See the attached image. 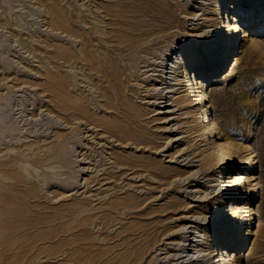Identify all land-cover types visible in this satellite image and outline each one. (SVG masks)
<instances>
[{"label": "rangeland", "instance_id": "rangeland-1", "mask_svg": "<svg viewBox=\"0 0 264 264\" xmlns=\"http://www.w3.org/2000/svg\"><path fill=\"white\" fill-rule=\"evenodd\" d=\"M225 2L228 4L226 12L236 17L233 23L239 20L242 39L226 64L228 66L221 67L212 78L200 79L199 85L208 94L207 103L222 135L244 149V155L253 153L256 157L254 172L258 182L255 184L261 195L251 200L250 193H247L240 202L242 206L250 205L254 213L251 218L254 219L247 218L238 243L246 241L239 254L243 256L242 264H264V236L257 235L261 228L264 230V6L259 5L260 0L242 5L238 2L234 5L236 9L231 11L229 4L234 0ZM149 4H160V10L168 11L170 26L160 32V42L147 51L139 52L135 61L127 57L128 52L123 55V98H118L108 82L89 71L88 66L83 67L76 57L71 63H66L57 55L63 50L81 54L83 41L80 34L85 31L93 33L94 24L99 20L104 22L100 24L104 32H110V36L118 34L116 30L121 25H113V28L110 24L116 19V14L133 18V21L144 19V13L138 10ZM87 7L91 10L87 11ZM216 11V0H0V128L4 130L0 139V160L24 173L25 182L18 189L21 193L30 191L38 195L37 199L32 198L33 204L41 205L40 209L47 217L55 218L53 220L57 222L56 226L43 227L35 233L31 230V235H28L30 227L23 228L20 231L23 234L17 235L14 229L1 225L0 264H75L69 261L68 254L78 249L80 238L85 245L78 250L89 249L83 256L90 254L88 256L95 258L86 264H104L107 259H112L113 264L119 257L127 256L145 243L146 237L153 232L155 244L148 248L138 264H165L169 258H165L167 251L161 249L164 247L162 244L169 242L168 238L175 239V234L179 235L180 225L184 223L180 218L188 211V216L191 213L199 215L201 209L208 208L206 214L211 219V226L207 230L214 237L225 223H236L235 220L227 221L225 217L233 202L229 203L228 199L226 207L221 208L222 196L212 197L222 192V184H230V177L252 172L250 165L237 166L239 162L233 161L227 164L229 172L222 178L219 172L221 161L216 159L212 168L203 166L205 156L200 155L201 150L210 145H205L207 142H202L197 133H186L188 119L182 115L184 110L178 105L166 109L159 107L168 103L165 102L167 100L156 101L147 88H143L147 84L144 80L154 73L145 74V66L150 62L164 61L174 47L179 51L170 56H174L176 66L178 58L187 53L192 54L193 62L201 58L207 60L213 55L216 41L212 37L222 27L213 25V21L223 18L217 16ZM135 16L138 18L134 19ZM84 19L90 24L86 25ZM107 37L108 34L105 35ZM96 43L98 41L94 40L86 47L95 50L93 45ZM84 72L86 76H83ZM172 76L183 79L182 69L179 68L177 76ZM151 78L159 80L156 75ZM168 82L175 83L174 79H168ZM174 88L184 90L188 87L180 84ZM107 89L110 91L108 97L105 96ZM84 97L87 99L83 101L86 110L100 121L109 123L119 136L102 126L96 127L93 135L90 131L84 133L89 129L86 118L77 120L80 115L71 114L75 109L68 112L62 108L63 102L71 106L73 102L85 100ZM168 110L174 113H165ZM83 119L84 123L78 124ZM79 125L81 130L77 134ZM172 125L173 134L166 130ZM65 137L68 138L65 140ZM175 137L180 141L170 142ZM63 149L68 162L61 156L59 159L57 150ZM92 149L96 151L95 156L83 160V154H90ZM186 151L189 155L180 157ZM22 152L30 159L23 160ZM240 153L235 151L236 156ZM14 156H20L21 160L14 162ZM31 158L37 160L31 163ZM120 159L125 160V166L138 172L128 177L124 175L117 182L111 178L102 185L91 183L100 175V179L107 177L103 173L120 171L119 167L115 168L123 166L118 162ZM190 160L193 162L187 163ZM194 172H197L195 179L203 175L188 188H181L179 175L184 174L182 179H185ZM0 181L6 187L14 183L4 169H0ZM204 193L208 194L209 201H197L204 200L199 198ZM133 196L142 205L124 207V201ZM172 198L180 199L182 206L177 211L160 213V206ZM22 202L18 200L16 204L22 211L30 212ZM78 204L84 205V210L88 209L82 215L70 212L76 210ZM91 208L94 209L90 211ZM142 208H146L145 211H139ZM62 214L68 215L63 217ZM85 214L89 220L86 224L88 231L80 232L81 237L77 232L83 226L78 228L76 225L81 223L78 221L80 218L81 221L86 217ZM126 227L131 228L125 231ZM162 229L168 231L160 242ZM203 230L201 228L198 232L202 237H195L201 243L206 241ZM125 236L129 238L125 239ZM169 247L173 246L169 244ZM219 256L214 254L208 264H216Z\"/></svg>", "mask_w": 264, "mask_h": 264}, {"label": "bare ground", "instance_id": "bare-ground-1", "mask_svg": "<svg viewBox=\"0 0 264 264\" xmlns=\"http://www.w3.org/2000/svg\"><path fill=\"white\" fill-rule=\"evenodd\" d=\"M216 1H217V11L215 13L217 14V16L219 17L222 16L223 18H221L220 20L221 22L218 20V18L216 19V21H213V25H222V27L218 29L219 31L212 37L216 41L215 42L216 47H215V51L213 55H211V57L207 60H204L201 58L199 61L193 62L192 54L187 53V54H184V57L178 58L179 61L175 62L177 63V66H176V64H174V56H170L172 54H177V52L179 51L177 48L174 47L173 50H171L170 55L165 57L164 61L162 62L159 61L156 64H153V63L151 64L150 62L149 64H147V66H145V74H148L151 71H154V73L157 72L159 74L153 73L147 76V78L144 80L147 82V84L143 88L145 89L147 88L146 90L149 92V94L151 93V97L153 95V98H155L156 101L157 100H167L165 102H168V103H166L163 106H159V107L166 109L170 106L178 105L180 107L179 109L184 110L182 115L184 114L185 115L184 118L188 119V121L186 122L187 123L186 127H188V130L186 131V133H191V134L197 133V137L201 138L202 142H205V143L207 142L205 145H210L209 147H205L204 150L203 149L201 150L202 152L200 155L205 156V158L202 159V161H204L203 166H209V168H212L213 163L214 161H216V159L219 162L221 161L223 163L219 170L221 174V178L224 176V174L227 171L229 172V170L227 169V164H230L233 161H235V163L236 161L239 162L237 166L243 167L244 165H247V166L250 165V169H251L250 171L252 172L247 173V175H239L238 177H235V178L230 177L229 178L230 184L225 185V186L224 184H222V187H223L222 192L212 197V198L217 199L218 196L220 195L222 196V200L221 202H219V205L221 206V208L226 207L225 203L228 201V199H229L228 201L229 203L231 201L233 202V204L231 205V208L225 212V217L227 221L235 220L236 223L233 225L232 223H228V222L225 223V226H223V228L221 227L222 228L221 231L216 232L215 237H214L208 234L209 232L207 230V228L211 226V223H210L211 219L206 214V212L209 211L208 208L201 209V212H198L199 215H196L195 213H191L192 215L188 216V214H190V212L188 211L186 213V216H183L180 218V220H182V222L184 223L180 225L181 232L179 233V235L175 234L176 235L175 239L168 238L170 239V241L164 242L162 244L164 247L161 249H166L167 251L165 258H169V260L166 261L165 264H208L211 260V257L216 253L218 254V256L220 255L218 257V260L215 262L216 264H242V262H244V260L242 259L243 256H239V254H240V250L242 249V247H244V245L246 244V241L241 240V242L238 243V240H240L241 238L242 226L246 222H248L247 218H251V216L254 213L252 212L253 209L250 207V205L242 206L240 202L244 199V196L247 193H250L248 195L250 196L251 200L255 199L256 197H260L261 195L259 187L256 186L255 184L256 181L258 182V178L256 177V174L254 172L255 164H256L255 155L253 153H250L247 156L244 155L243 154L245 152L244 149L239 147L237 144L231 142L225 134L222 135L223 132L219 127L218 121L215 118H213L210 104L207 103L208 94L206 93V91H204L205 89L201 90L203 86L199 85L200 79L209 78L211 76L213 77L216 73H218L221 67L222 69H224L228 66V65L226 66V64H228V62H230V60L232 59L233 53L235 49L238 47V42H240L242 39V34L240 36V33H242L243 30L241 28V25L238 24L239 20L233 23V21H236L235 20L236 17L232 16L233 14L226 12L228 10V4L226 5L225 0H216ZM249 1H253V0H249ZM249 1L234 0V2H231L229 4L230 6L229 10L232 11L233 9H236L234 5L238 2H240L238 5H242V3L248 4ZM260 1L261 2L259 3V5L264 6V0H260ZM112 4L114 5V3ZM120 5L121 4L119 3V6ZM159 5L152 6L151 4H149L148 6L144 7L145 9L141 7V9L138 11L139 12L141 11L144 13V19H140L137 16H135L134 19L138 18L137 21H133L132 20L133 18L130 19L124 15L116 14L115 15L116 19L111 20L110 24H112V27L113 25H116V26L121 25V26L119 27L117 26L118 27L117 30L115 29L118 32V34H114L112 32L113 34L111 36L109 35L110 32L106 33L103 31L104 29H102L101 27L102 25L100 26V24L104 22L99 20V22L94 24L93 33L85 31L84 34H80L82 35V41H83L81 54L79 53L77 54V52L70 51V50H63L60 53H57V55H59L60 58L64 59L66 63H71L72 59L76 57L80 61L81 64L83 63L82 64L83 67L88 66L89 71L94 72L98 76H101L104 82H108L109 86H111L110 88L112 89V92L117 94V96L119 95L118 98H123L124 97L123 75L125 72V67L122 64L124 60L123 55L128 52L129 54L127 57L129 59L132 58L133 61H135L136 60L135 56L139 52L147 51L152 46L159 43L160 42V35H159L160 32H163L168 26H170V18L168 15V11L166 9H163V11L160 10ZM124 7H127V5H124ZM224 8H225V12H224ZM90 10H91L90 7H87V11H90ZM238 11L239 13L241 12V10H238ZM146 17H148L149 19L146 20L145 19ZM84 22L86 23V25L90 24L85 19H84ZM125 27H128V28H125ZM106 34H108L107 38H105ZM244 36H246V34H244ZM177 38L179 40L180 36L177 35ZM94 40L98 41V43L94 45L92 44L94 47H96L95 50L90 49L89 46L86 47V45H88L89 42H93ZM98 52L100 53L99 55L97 54ZM117 54H119L120 56H118ZM179 68L182 69L183 79L172 76V74H175L176 76L178 75ZM81 71H83V68H81ZM153 75L158 76L159 80L158 78H151ZM83 76H86L85 72ZM168 79L170 80L174 79L175 83L168 82ZM180 84H185V86H187L188 88L187 89L185 88L184 90H179L180 88L178 89L174 88V86H178ZM109 92L110 91L108 89L105 90V96L108 97ZM170 94H173V95L170 96ZM174 95H177V96H174ZM84 99L85 100L80 99L79 102H75V103L73 102V105L71 106L68 105L69 103L63 102L62 108L68 112L75 109L74 112L71 114L80 115L79 117L76 118L77 120L81 119V117L86 118L87 120V121L85 120L86 125L88 126L87 128L89 129H87V131L84 133H88L90 131V132H93L91 134L93 135L96 133L95 128L98 126L100 127L102 126V127H105L106 130L109 131V133L115 132V134L119 136L116 130H112V126L109 123L105 121H100V119L94 117L93 114H90L88 109L86 110L85 102L83 101H87V99L85 97ZM171 99L173 100L172 102L169 101ZM155 105H159V104L156 103ZM165 113L169 114V113H174V112L173 111L170 112L168 110ZM83 121L84 119L81 122L79 121L78 124H82ZM80 130H81V125H79L76 128V131H77L76 133L79 134ZM166 130L170 131V133L172 134L174 133L173 131H175L173 129V125L171 127H167ZM3 131L0 128V139L3 138L2 137L3 134L1 133ZM67 138L68 137H65V140ZM174 140L175 142L180 141L179 138L175 137V139H171L170 142ZM197 149L199 150V148ZM212 149L213 151L210 152V150ZM184 150L185 149L180 150V151H184ZM236 150L241 152L240 154H238V156L235 155ZM22 153L24 157L23 160L30 159L27 155H25L24 152ZM57 153H58L59 159H61L60 158L61 156L62 158L66 160V162H68L67 158L65 157L64 149L61 151L57 150ZM95 153L96 151L92 149V152L90 151V154H87L85 156L83 154V160L86 161L89 158H93L95 156ZM187 153H188L187 151L183 152V154L180 155V157L184 155L188 156L189 154ZM13 160L14 162L15 161L19 162L21 160V157L14 156ZM34 160H37V158L36 159L34 158ZM34 160L30 162L33 163ZM118 162L123 164L122 167L119 165L115 166V168L119 167L120 171H111L109 173H103L102 175L107 176V177L100 179V176H101L100 175L95 180H92L91 183H96L95 185H102L105 180L111 179V178L114 179V182H117L118 180L122 179V176L124 175H127L128 177V175L130 174L133 175V174H136V172H138L137 170H134V168L125 166V163H124L125 160L120 159ZM191 162H193V160H190L187 163H191ZM113 163L117 164L116 161H113ZM0 169H4V173L7 174L8 178L9 179L11 178L14 180L13 185L9 187H6L3 184V182L0 181V226L1 225L3 226L4 224H6V226L9 229H14L17 235L23 234V233H20V231H23V228L25 227H30V231L35 230L34 231L35 233L36 230L38 231V229L40 228L56 226L57 222L53 220L55 218L50 219L49 217H47L46 213H44L40 209L41 205L37 206V204H33V202L35 201H33L32 198L37 199L38 195L31 194L30 191H23V193H21V190L18 189V187L25 182L24 173L21 170H19L18 167L9 165V163L2 162L1 160H0ZM233 169H234V166L232 170ZM160 170L161 172H163V168H160ZM167 173L168 171L166 172V174ZM196 174L197 172H194L190 177H187L185 179H182V176L184 174H180L179 175L180 179L178 182L180 184L179 186L181 188L182 187L188 188V185H190L193 181L199 179L200 176L203 175L202 173L197 177V179H195ZM160 175L164 176V174H160ZM86 186H89V184L87 183ZM3 188H6L7 190H4ZM227 189H229V191H227ZM194 197H197V195L195 194ZM207 197H208V194L204 193L203 195L199 197V198H203L204 200H197V201L207 202L209 201L207 200ZM135 198H136L135 196H133L132 198H128V199L126 198L127 200L124 201L125 203L124 207L130 206V207L136 208L142 205L141 203H139L140 202L139 200L135 201ZM18 200L19 201L22 200L23 201L22 204H26L27 207L30 209V212L22 211L20 207L16 204ZM130 202H134V203H130ZM83 206L80 205L76 210L74 209V211H70V212H74V213L79 212L82 215V213L88 210L87 208L86 210H84ZM181 206H182V201L180 199L172 198V200L160 206V213H163L166 211L167 212L177 211ZM93 209L94 208H91L89 210L92 211ZM145 209L146 208H142L139 211L143 212L145 211ZM139 211L137 212L140 213ZM63 215L67 217L68 214L67 215L62 214V216ZM85 215L86 217H84L81 221H80L81 218L78 220L79 223L81 222L80 224L78 223L77 225L75 224L76 227H78L79 225L83 226L77 232L78 233L77 235H80L81 237H83L81 233L88 231L86 224L88 223L89 220H88V215L87 214ZM251 219L253 220L254 217ZM75 225L71 224L70 226H75ZM160 227H163V226L160 224ZM73 228L71 227L70 229H73ZM130 228L131 227L129 228L126 227L124 230L129 231ZM201 228H204L203 231L205 232V236H206L204 238L206 239V241L203 243L199 242V240L195 238V237H202V234L198 233ZM48 229L49 228H47V230ZM65 229L68 230V227L65 226ZM57 230H59V228L56 229V231ZM32 231L28 233V235H31L33 233ZM167 231H168L167 229H162V231L160 230V242L163 241V236L164 234L167 233ZM52 232L54 233V231ZM145 233H148V232H145ZM263 234H264V230L263 228H261L259 231V234L257 235L263 237L264 236ZM168 236H170V234ZM124 238L128 239L129 237L125 236ZM155 238H156L155 232L149 233V236L146 237L147 240L145 243L139 245L137 248L133 250V252L129 253L127 256L119 257L118 260L116 259V261L113 262V264H126V263L127 264H138L139 261L144 259L145 255L147 254L148 248L151 245L155 244L154 242ZM211 238H213V241ZM77 240L78 238H76V241ZM82 240L83 239L80 238V243H78L79 241L77 242L78 244L77 246H79L80 249L83 248V246L85 245L84 242H82ZM156 243H158V240ZM169 244L172 245L173 247L168 248ZM78 249H74V252H71L68 254L69 261H74L75 264L76 263L86 264L89 261L93 262L92 260H94L95 258H92V256L91 257L88 256L90 254H86L87 256H83L84 255L83 253H87V250L89 249H83L84 251L82 252ZM236 249L238 250L234 252V250ZM77 250L80 251L81 253L80 252L78 253ZM161 254L162 253H160V255ZM111 262H112V259H109V260L107 259L105 260L104 264H109Z\"/></svg>", "mask_w": 264, "mask_h": 264}]
</instances>
